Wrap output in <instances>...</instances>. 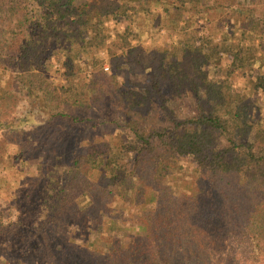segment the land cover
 Listing matches in <instances>:
<instances>
[{"label": "trees", "instance_id": "1", "mask_svg": "<svg viewBox=\"0 0 264 264\" xmlns=\"http://www.w3.org/2000/svg\"><path fill=\"white\" fill-rule=\"evenodd\" d=\"M176 14L191 22L172 33ZM109 22L151 45L125 48ZM101 49L119 80L87 76ZM0 69V264H210L236 229L261 260L264 0H0ZM45 124L72 132L36 138L38 156L25 135ZM104 126L127 133L118 153Z\"/></svg>", "mask_w": 264, "mask_h": 264}, {"label": "rangeland", "instance_id": "2", "mask_svg": "<svg viewBox=\"0 0 264 264\" xmlns=\"http://www.w3.org/2000/svg\"><path fill=\"white\" fill-rule=\"evenodd\" d=\"M159 21V20H156ZM171 21V20H170ZM167 22L163 24V28L166 29L168 28L169 24L174 26V29L170 30L172 33L174 31H176V33H179L181 30L183 31V27H188V25L190 24L191 20L186 19L183 15L181 14H176L173 17V20L171 22ZM190 21V22H189ZM105 25H107L109 27V31H108V35L115 38L114 35L117 34L119 35V37L123 40V45L125 46V48H138L141 49V51H144L143 49L146 48L147 46H150L151 42L150 39L147 37H144L143 35V31L144 28L142 27V25H136V26H132L131 31L128 35V33H125L126 36L122 37V34L124 32V29L126 27L123 25L120 26H116L115 24H113L112 22L109 23H105ZM224 28L226 29V26H224ZM142 29V30H141ZM223 29V28H222ZM159 31L152 37V39L156 40L157 44H160V42L162 41H168L167 38V34L165 31L158 29ZM123 31V32H122ZM147 52V51H145ZM99 56L102 58V62L100 63V68H96V70L92 71V67L91 69L89 68L90 66L88 65V67L84 66L85 63L82 62V66L86 68V74L87 76H91L92 73L97 72V71H101L102 66L105 64L109 67L110 69V73L109 74H105L107 77H110L112 81H117L119 80V78L113 77V71L109 65V56L107 54V52L105 51V49H101L99 51ZM89 68V69H88ZM1 69H0V78L2 77V79H5L6 76L4 74H1ZM89 71H91V75H89ZM97 77V76H96ZM98 78V77H97ZM240 83V82H239ZM164 89L168 91V104H169V100H170V105L174 108L173 112L176 115L177 119H184L187 118L189 116L192 115L190 109H192V100L191 99H186L183 96L182 97H177V96H172L171 93V86L169 83H166L164 85ZM155 108V107H152ZM20 109L17 108L15 110V112L19 111ZM71 113L73 114L72 117L75 116H79L77 111H74L73 106L71 105L70 107ZM2 115L5 113L4 111L0 112ZM119 114V115H118ZM129 116H133L132 113L128 114ZM117 118L116 121L117 123H120L123 121V117L120 116L119 110L117 112ZM160 119L159 115L156 114L155 109H148V113L147 115L140 119L138 121L139 125L143 128H151L154 126L155 123H157V121ZM159 122V121H158ZM158 125V124H157ZM114 127H106L104 126V128L98 133L102 134L104 137L110 136L112 144H111V149L113 150V153H118L117 151H115V148L113 147V144L116 145L117 142H119L120 140L122 142H124V135L127 136L126 134H122L120 133V131L118 130V128L115 127L116 132L119 134H121L122 136L120 137L119 135H116L115 132H112V129ZM55 131H69L70 133L72 132V130H67L66 127H61L57 124H45V126L43 127H33V129H31L26 135L25 138L28 140V142L30 140H33L29 143L30 147H35L34 150V154H38V156H40L41 154L39 153L40 150V144H37L36 138H38L39 136H42V134H45V140L48 139V137H54L52 140H56L55 142H57V138ZM2 132L0 131V144H2L4 142V137H2ZM48 136V137H47ZM71 140V139H70ZM11 148V147H10ZM2 152V149L0 148V154ZM6 152H7V148H6ZM18 152V151H16ZM19 153V152H18ZM9 154H14L13 149L11 148L9 151ZM20 154V153H19ZM9 155L8 159L9 161H11V158L13 156ZM117 157V156H116ZM118 159V158H117ZM43 160L46 163H49L50 161V157L49 156H45L43 158ZM35 163V162H33ZM206 174L202 173L199 177V179H196V181H193V185L194 186H201L204 185L206 183ZM185 182V181H183ZM20 183H14L13 184V189L15 188V186H18ZM197 184V185H196ZM12 193V192H11ZM181 200H186L187 198H185L184 196H180ZM188 201L191 200V198L187 199ZM190 202V201H189ZM0 204L4 205V203L2 202V200H0ZM240 230L236 229V230H231L230 233L228 234V236L226 237L227 239L224 241V243H222L221 245H214L213 247H211L210 249V258H209V263L210 264H264V255L262 256L261 260L255 261L253 259H251L250 255V250L248 248V244L246 243L247 241L242 240L240 237ZM240 238V239H239Z\"/></svg>", "mask_w": 264, "mask_h": 264}, {"label": "built area", "instance_id": "3", "mask_svg": "<svg viewBox=\"0 0 264 264\" xmlns=\"http://www.w3.org/2000/svg\"><path fill=\"white\" fill-rule=\"evenodd\" d=\"M90 69H91V67H89ZM88 68V69H89ZM92 71H93V69H92ZM110 73V69H109V67L107 66V65H103L102 66V68H101V71H97V72H94V73H92V74H95V76H97V77H102V76H104L105 74H109ZM89 75H91V71H89Z\"/></svg>", "mask_w": 264, "mask_h": 264}]
</instances>
